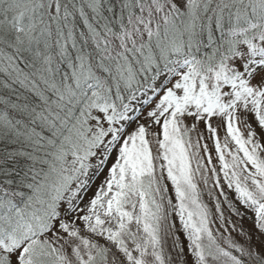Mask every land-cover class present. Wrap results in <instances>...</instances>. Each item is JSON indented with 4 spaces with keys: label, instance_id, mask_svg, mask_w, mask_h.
<instances>
[{
    "label": "snow or ice",
    "instance_id": "1",
    "mask_svg": "<svg viewBox=\"0 0 264 264\" xmlns=\"http://www.w3.org/2000/svg\"><path fill=\"white\" fill-rule=\"evenodd\" d=\"M0 264H264V0H0Z\"/></svg>",
    "mask_w": 264,
    "mask_h": 264
}]
</instances>
